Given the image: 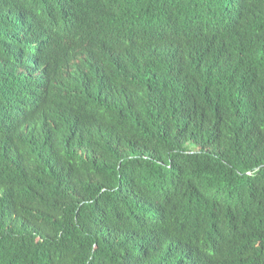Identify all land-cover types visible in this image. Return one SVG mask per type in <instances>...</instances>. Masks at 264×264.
Returning a JSON list of instances; mask_svg holds the SVG:
<instances>
[{
	"label": "trees",
	"instance_id": "trees-1",
	"mask_svg": "<svg viewBox=\"0 0 264 264\" xmlns=\"http://www.w3.org/2000/svg\"><path fill=\"white\" fill-rule=\"evenodd\" d=\"M186 251L264 264V0H0V264Z\"/></svg>",
	"mask_w": 264,
	"mask_h": 264
},
{
	"label": "clouds",
	"instance_id": "clouds-1",
	"mask_svg": "<svg viewBox=\"0 0 264 264\" xmlns=\"http://www.w3.org/2000/svg\"><path fill=\"white\" fill-rule=\"evenodd\" d=\"M62 15V16H61ZM97 17L86 18L89 24L92 25L90 29H87L83 34L77 26L78 21H82V17L77 12L61 13L56 17H51L46 13L37 14V32L29 37L35 48L41 50H52L55 47L56 42L61 39L66 33L71 32L77 39V41L87 44H98V36H101L102 32L106 30L108 25L106 18L100 19V15ZM60 16V17H59ZM91 36V39H87ZM28 40V38H26ZM46 64H42L38 72L46 70Z\"/></svg>",
	"mask_w": 264,
	"mask_h": 264
},
{
	"label": "bare ground",
	"instance_id": "bare-ground-1",
	"mask_svg": "<svg viewBox=\"0 0 264 264\" xmlns=\"http://www.w3.org/2000/svg\"><path fill=\"white\" fill-rule=\"evenodd\" d=\"M206 261H202L200 258H198L195 254L186 251L183 255V264H204Z\"/></svg>",
	"mask_w": 264,
	"mask_h": 264
},
{
	"label": "rangeland",
	"instance_id": "rangeland-1",
	"mask_svg": "<svg viewBox=\"0 0 264 264\" xmlns=\"http://www.w3.org/2000/svg\"><path fill=\"white\" fill-rule=\"evenodd\" d=\"M100 37H101V36H98V42H99V45H100ZM90 46H92V47L94 48V47H95V44L92 43V44H90Z\"/></svg>",
	"mask_w": 264,
	"mask_h": 264
}]
</instances>
